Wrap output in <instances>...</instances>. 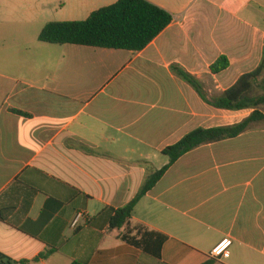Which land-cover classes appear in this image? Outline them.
I'll return each mask as SVG.
<instances>
[{"label":"crops","instance_id":"obj_1","mask_svg":"<svg viewBox=\"0 0 264 264\" xmlns=\"http://www.w3.org/2000/svg\"><path fill=\"white\" fill-rule=\"evenodd\" d=\"M117 1L60 0L59 22L85 21ZM147 1L173 21L139 52L36 39L0 67L4 263L264 264V120L180 157L137 201L128 225L109 229L114 211L167 165L163 150L253 112L207 104L174 68L210 100L263 58L264 0ZM48 2L26 1V19ZM221 56L229 67L212 74ZM145 234L152 245L165 237L159 258L121 239ZM226 238L229 257L213 259Z\"/></svg>","mask_w":264,"mask_h":264},{"label":"trees","instance_id":"obj_2","mask_svg":"<svg viewBox=\"0 0 264 264\" xmlns=\"http://www.w3.org/2000/svg\"><path fill=\"white\" fill-rule=\"evenodd\" d=\"M172 21L173 16L169 12L147 0H118L110 6L93 12L85 21L47 23L38 34L37 40L50 45H77L139 52ZM228 67V59L221 56L211 65L210 71L212 74H218ZM174 70L177 75L196 90L207 104L217 109L229 111L251 109L253 112L238 124L210 129L199 128L163 150L162 154L168 157L167 165L148 177L134 200L114 211L109 220V229L111 230L121 229L128 225L137 201L154 187L169 167L180 157L201 145L235 138L245 132L252 123L264 120V80H260L264 72V50L262 61L254 71L244 74L221 96L210 100L206 99L196 79L179 68H174ZM256 88H259L261 92L255 94ZM150 236L151 234H145L137 239L123 235L121 239L147 253H151L155 258H159L158 244L162 243L165 237L157 235L159 241H154L152 245ZM51 253L53 250L47 251L40 258L43 259ZM0 262L8 264L3 262L1 256ZM72 264L80 263L74 262ZM204 264H212V261Z\"/></svg>","mask_w":264,"mask_h":264},{"label":"rangeland","instance_id":"obj_3","mask_svg":"<svg viewBox=\"0 0 264 264\" xmlns=\"http://www.w3.org/2000/svg\"><path fill=\"white\" fill-rule=\"evenodd\" d=\"M26 1L28 0H0V67H11L18 61V53L28 47V43L36 41L41 27L61 19L60 0H49L43 7L42 17H35L31 21L26 19L28 15L25 11L29 8ZM260 92L259 88L254 90L255 94Z\"/></svg>","mask_w":264,"mask_h":264},{"label":"built area","instance_id":"obj_4","mask_svg":"<svg viewBox=\"0 0 264 264\" xmlns=\"http://www.w3.org/2000/svg\"><path fill=\"white\" fill-rule=\"evenodd\" d=\"M82 215L78 214L73 222V226H75L79 220V218H81ZM231 246V240L229 238H226L222 241H220L211 251V257L213 259H226L229 257L230 253H229V248ZM0 264H3L0 262Z\"/></svg>","mask_w":264,"mask_h":264}]
</instances>
